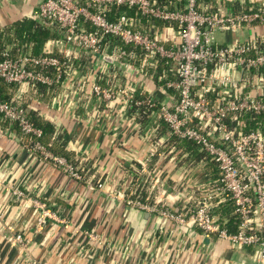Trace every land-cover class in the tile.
Listing matches in <instances>:
<instances>
[{"label":"crops","instance_id":"0c3cea01","mask_svg":"<svg viewBox=\"0 0 264 264\" xmlns=\"http://www.w3.org/2000/svg\"><path fill=\"white\" fill-rule=\"evenodd\" d=\"M42 1L0 0V30L23 20L41 23L35 13ZM156 1L169 10L168 3L176 5L172 10L185 4L182 0ZM199 6L208 14H235L242 8L260 11L264 17V0H200ZM139 26L136 21L135 27ZM49 29L59 36L57 28ZM155 29L167 47L180 42L175 29L166 23L156 21L147 31ZM215 37L220 47L244 43L252 37L264 40V23L220 31ZM51 44L46 43L42 52ZM6 46L13 52L11 45ZM115 49H107L104 54L110 55ZM55 51L57 56L62 55ZM105 57L89 62V71L75 74L69 89L60 85L55 101L36 99L27 105L59 128L65 150L80 160L83 180L30 153L0 127V264H31L30 258L36 264H255L254 249L233 250L200 230H180L169 219L125 203L129 198L151 203L161 199L159 190L151 189L155 188L154 173L165 174L164 184L173 194L172 188L190 170L191 179L198 182L216 179L219 172L214 162L203 160L199 148L203 157L188 149L183 153L169 147V129L161 127L156 110L139 114L131 109L135 93L143 94L140 101L155 97L159 104L174 103L176 91L165 86L168 79H175L170 65L159 67H166L162 84L153 73L146 74L140 63L135 65L128 58L115 63ZM81 75L87 77L88 84L81 83ZM94 85L122 94L109 106L93 94ZM153 149L154 157L143 166ZM17 191L24 196L18 198ZM35 199L55 215L44 227L39 223L41 210L32 203ZM169 205L179 209L183 203L171 198ZM15 235L23 237L26 259L9 240ZM90 235L101 241L91 240Z\"/></svg>","mask_w":264,"mask_h":264},{"label":"built area","instance_id":"2783aa9c","mask_svg":"<svg viewBox=\"0 0 264 264\" xmlns=\"http://www.w3.org/2000/svg\"><path fill=\"white\" fill-rule=\"evenodd\" d=\"M199 1L184 0L182 9L169 10L156 0H43L35 19L57 25L65 37L52 42L51 48L40 56L16 57L0 41V81L17 86L10 100L0 98V121L8 123L2 130L30 153L72 178L83 180L78 166L54 154L42 142L43 131L30 121L33 109L24 102L28 89L37 84H60L69 89L77 72L64 77L65 67L81 49L120 63L125 58L135 61L138 56L134 49L140 47L146 52L141 60L142 68L155 56L167 60L175 79H168L165 86L176 91L177 99L172 104H159L155 97H147L134 105L156 110L170 135L195 144L204 155L203 160L216 164L219 176L198 182L191 179L190 170L183 181L172 188L174 193L171 194V187L165 185V174L154 173L155 188L151 189L164 188L163 192H158L162 194L161 199L151 203L129 198L125 203L156 213L177 226L200 230L222 240L233 250L254 249L252 260L255 264H264V132L248 131L242 118L248 114L264 115V40L252 37L247 42H234L225 47L215 41L217 32L264 23V17L260 11L208 14L200 9ZM107 5L135 8L143 17L166 23L175 29L180 42L167 47L156 29L141 31L135 27L136 21L127 16L108 21L102 15ZM85 24L94 27V31L87 30ZM104 36L117 38L133 49L116 48L105 55L101 43ZM55 50L62 55H55ZM92 90L109 106L115 96L122 94V91L115 93L100 85H94ZM212 94L216 95L215 101L210 97ZM155 153L153 149L142 165L149 164ZM102 187L98 185L99 189ZM15 194L18 198L24 196L19 191ZM171 198L182 201L183 206L174 209L169 205ZM32 203L41 210V227L48 218H55L45 203L37 199ZM227 205L233 207L235 231L230 230L229 219L220 215ZM89 237L101 241L95 235ZM13 243L24 245L23 237L13 236Z\"/></svg>","mask_w":264,"mask_h":264},{"label":"trees","instance_id":"16d2710c","mask_svg":"<svg viewBox=\"0 0 264 264\" xmlns=\"http://www.w3.org/2000/svg\"><path fill=\"white\" fill-rule=\"evenodd\" d=\"M182 1L184 4V0ZM167 5L171 8L170 10H172V8H175L176 6L175 4L171 5V3H168ZM163 6L164 5H162L161 7ZM241 9L240 10L238 9V11L235 12V14L256 11V10L249 11V10H241ZM102 15L110 22L117 21L121 16H127L137 21L138 26L141 25L139 26L140 27L139 30L144 32L147 31V28L150 25L156 23V21L154 22L151 19L141 16L140 13L135 8H129L127 6L117 7L115 5H107L102 11ZM49 27L57 28L58 32L60 33L59 36L56 35L55 33H52ZM84 27L91 32L94 31V27H92L90 24H85ZM64 37L65 34L62 29H60L57 25L50 24L46 21H41L40 23L35 20H23L21 22H18L15 26L7 27L0 30V41L3 43V45H11L13 47L12 53L16 57L22 55L40 56L45 53L42 52V50L46 43L50 41L59 42L62 41ZM101 43H102L103 53L107 52V49L113 50L115 48H118L127 51H132L133 49L131 47L124 46L119 39L110 36H104L102 38ZM134 51H136L138 57L135 61H131V62L135 65H139V63L141 65V60L143 59L146 52L140 47L135 48ZM54 53L56 54V51ZM94 60H97V57L94 54H92L88 50L81 49L79 52H76L73 55V58L69 61V63L66 64L65 69L67 70V74L64 77L69 76L74 71L81 74L89 71L90 68L89 62H92ZM163 63L167 67H169L170 65V62H168L167 60L160 59L156 56L152 57L143 67L144 72L149 75H152L153 73L156 81L163 84L166 67L162 69L159 68ZM157 65L158 68H156ZM80 81L81 83L84 81H86L87 84L89 83L87 77L82 75ZM16 89L17 86L14 85L9 86L3 81H0V98L5 101L10 100ZM59 91H60V84L59 85L54 84L52 86L37 84L31 86L28 89L24 98L25 105L30 104L32 100H36V99L46 102L52 98L53 101H55V99L58 97ZM215 96H216L215 94L210 95V97L214 101L216 100ZM139 99H143V94L135 93V98L132 101L133 112H135L136 110L139 112V114L143 113L144 111L149 112L150 109L147 108L146 106L137 107L134 105L135 102L140 101ZM242 118L246 122V129L248 131L260 129L261 131L264 132V115L248 114V115H242ZM29 119L36 127L40 128L43 131L44 136L42 142L47 146V148L50 151H52L54 154L65 157L70 163H72L75 166H78L79 171L84 179V172L82 171V166H80V160L75 159L74 154L72 152H68L65 150V144L61 141L63 134L62 135L59 134L60 133L59 129H57L55 125L45 120L43 117H41L37 112L33 110L30 111ZM161 125H162L161 127L163 128L165 127L168 128L165 123H162V121H161ZM7 126H8L7 122L2 120L0 121L1 128H5ZM14 129H16V127H14ZM169 147H174L176 151L181 150L183 152L184 149H188L191 152L198 153L197 151L198 147L195 144L191 142L179 141L177 138L173 136H170L169 138ZM200 156L201 155H199L198 153V157ZM201 157H203V155ZM221 214H222V218L229 219L228 226L230 227V230L235 231L236 224H235V217L233 216V207L231 205H227L222 210Z\"/></svg>","mask_w":264,"mask_h":264},{"label":"rangeland","instance_id":"374dc122","mask_svg":"<svg viewBox=\"0 0 264 264\" xmlns=\"http://www.w3.org/2000/svg\"><path fill=\"white\" fill-rule=\"evenodd\" d=\"M163 190H164V188H160L159 189V192H163ZM9 240L11 241V242H13V236H10V238H9ZM99 240H100V237H99ZM14 246H15V248L17 249V251L21 254V255H23V257L26 259V256H25V253L24 252H21V250H23V245H19L18 243H15L14 244ZM29 263H31V264H36L35 263V261L33 260V259H31L30 258V260H29Z\"/></svg>","mask_w":264,"mask_h":264},{"label":"water","instance_id":"95a60500","mask_svg":"<svg viewBox=\"0 0 264 264\" xmlns=\"http://www.w3.org/2000/svg\"><path fill=\"white\" fill-rule=\"evenodd\" d=\"M105 60H107V61H112V59L110 58V57H105ZM180 230H182L183 229V227H180V226H177Z\"/></svg>","mask_w":264,"mask_h":264}]
</instances>
